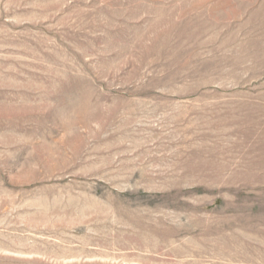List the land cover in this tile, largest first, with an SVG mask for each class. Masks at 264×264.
<instances>
[{
    "label": "rangeland",
    "instance_id": "1",
    "mask_svg": "<svg viewBox=\"0 0 264 264\" xmlns=\"http://www.w3.org/2000/svg\"><path fill=\"white\" fill-rule=\"evenodd\" d=\"M0 264H264V0H0Z\"/></svg>",
    "mask_w": 264,
    "mask_h": 264
}]
</instances>
